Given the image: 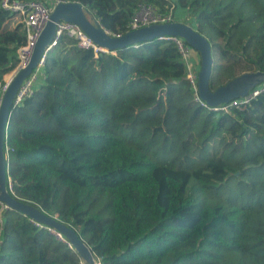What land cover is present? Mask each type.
Listing matches in <instances>:
<instances>
[{"label": "trees", "instance_id": "trees-1", "mask_svg": "<svg viewBox=\"0 0 264 264\" xmlns=\"http://www.w3.org/2000/svg\"><path fill=\"white\" fill-rule=\"evenodd\" d=\"M63 1L120 35L141 4L181 7L210 43L211 90L264 71V0ZM14 17L0 9V82L25 43ZM114 52L95 58L67 37L50 49L41 85L10 108L8 192L76 231L100 264H264V91L209 111L173 41ZM0 218V264H84L23 213Z\"/></svg>", "mask_w": 264, "mask_h": 264}, {"label": "water", "instance_id": "water-1", "mask_svg": "<svg viewBox=\"0 0 264 264\" xmlns=\"http://www.w3.org/2000/svg\"><path fill=\"white\" fill-rule=\"evenodd\" d=\"M61 20L76 23L95 43L110 51L137 46L161 36L182 38L199 53L198 94L209 106H217L246 95L256 85L264 82V71L242 73L226 84L211 90L209 88L212 67L211 46L209 41L193 26L184 22L171 21L151 24L129 30L120 36H113L108 34L98 23L93 22L80 3L61 2L55 6L35 43L29 63L13 76L2 97L0 105V201L9 209L17 210L30 219L59 231L67 239L69 246L73 247L83 259L84 264H100L93 256L90 247L79 237L76 231L39 209L11 196L6 187L8 163L6 151L8 149L5 147V133L9 122L10 108L13 106L14 96L21 82L37 66L41 55L55 36V24Z\"/></svg>", "mask_w": 264, "mask_h": 264}, {"label": "built area", "instance_id": "built-area-1", "mask_svg": "<svg viewBox=\"0 0 264 264\" xmlns=\"http://www.w3.org/2000/svg\"><path fill=\"white\" fill-rule=\"evenodd\" d=\"M63 0H0V9L9 12L10 14H15L19 17V22L23 25L25 30V43L17 49V63L15 68L12 70L13 73L8 79L2 80L0 82V105L2 102V97L6 92L11 79L13 76L20 71L22 68L26 67L30 61L33 48L35 43L49 20L50 13L55 8V6ZM171 21H178L175 18V13L172 12L162 14L160 13L154 5L151 4H141L134 11L131 20L129 22V28L137 29L140 27L148 26L157 23H167ZM179 22V21H178ZM108 34L113 36H120V34L111 33L105 30ZM63 37H67L74 41L75 45L83 50H91L94 57L97 58L101 53H112L114 51L107 50L106 48L95 43L76 23L61 20L55 24V36L49 46L44 50L41 55L37 66L32 70V72L26 76L21 82L18 91L16 92L13 99V106H21L25 99L30 97L34 91L41 85V77L44 70L45 59L47 53L50 49L55 46ZM158 39H166L173 41L181 56L182 61L186 68V77L189 80L191 89L194 94V100L200 106L204 107L209 111L215 112H229L231 107L246 105L255 99L260 92L264 91L262 84L256 85L252 88L246 95L232 99L227 103H221L217 106H209L203 99L199 97L198 94V72L199 70L195 67L194 54L196 50L189 46L182 38L174 36H161ZM11 71V72H12ZM6 149H8L6 147ZM7 154V151H6ZM8 189L11 190V184L8 182ZM8 210V206L0 201V211ZM1 219V218H0ZM31 222L38 228H43L53 234L56 238L65 241L64 236L56 229L39 223L35 220L30 219Z\"/></svg>", "mask_w": 264, "mask_h": 264}, {"label": "rangeland", "instance_id": "rangeland-1", "mask_svg": "<svg viewBox=\"0 0 264 264\" xmlns=\"http://www.w3.org/2000/svg\"><path fill=\"white\" fill-rule=\"evenodd\" d=\"M184 9H182L181 7H178L174 10V13H175V18L176 20H178L179 22H184L186 24H189L191 26H194L195 27V24H192V20L191 18L184 14ZM19 20V17L15 16L14 19H13V24ZM194 60H195V67L196 69H200V56H199V53L196 51V53L194 54ZM264 83V82H263ZM262 84V83H260ZM262 87H264V84L262 85Z\"/></svg>", "mask_w": 264, "mask_h": 264}, {"label": "crops", "instance_id": "crops-1", "mask_svg": "<svg viewBox=\"0 0 264 264\" xmlns=\"http://www.w3.org/2000/svg\"><path fill=\"white\" fill-rule=\"evenodd\" d=\"M12 73H13V71L10 72V73H7V74H5V75H3L2 79L4 80V79H8V78H10V76L12 75Z\"/></svg>", "mask_w": 264, "mask_h": 264}]
</instances>
